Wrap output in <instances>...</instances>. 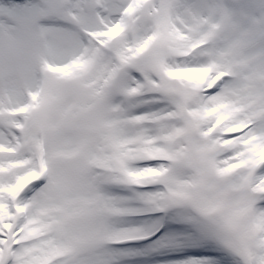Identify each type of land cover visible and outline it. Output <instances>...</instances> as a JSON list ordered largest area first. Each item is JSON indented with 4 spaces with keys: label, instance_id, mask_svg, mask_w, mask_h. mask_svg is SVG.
<instances>
[{
    "label": "snow or ice",
    "instance_id": "snow-or-ice-1",
    "mask_svg": "<svg viewBox=\"0 0 264 264\" xmlns=\"http://www.w3.org/2000/svg\"><path fill=\"white\" fill-rule=\"evenodd\" d=\"M0 264H264V0H0Z\"/></svg>",
    "mask_w": 264,
    "mask_h": 264
}]
</instances>
